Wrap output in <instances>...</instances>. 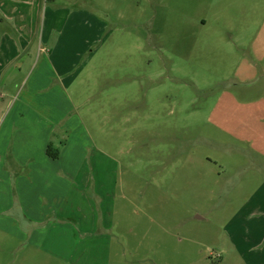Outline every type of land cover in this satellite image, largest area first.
<instances>
[{
    "label": "rangeland",
    "instance_id": "1",
    "mask_svg": "<svg viewBox=\"0 0 264 264\" xmlns=\"http://www.w3.org/2000/svg\"><path fill=\"white\" fill-rule=\"evenodd\" d=\"M38 11L32 37L43 47L37 52L42 58L38 85L43 96L54 89L56 106L67 109L65 126L52 130L54 146L69 141V154H80L84 145L102 164L112 163L114 174L103 177L112 191L104 199L121 206L126 201L131 208L116 241L127 253L124 264L128 251L140 245L128 240L130 220L147 221L154 234L161 224L175 240L168 244L171 249L194 248L186 238L190 235L205 255L196 264L220 263L212 256L217 250L211 226L181 224V217L195 216L191 207L215 194L207 158L232 155L231 163L244 165L228 178L234 196L228 213L264 184L260 155L229 154L203 139L225 137L209 113L222 91L233 87L246 44L264 21V0H39ZM7 22L0 17V30ZM46 54L55 59L58 73L51 86ZM248 92L254 99L264 95L257 87ZM200 210L210 215V209ZM1 214L0 264H12L20 255L21 226L7 231ZM221 264L237 263L226 257Z\"/></svg>",
    "mask_w": 264,
    "mask_h": 264
},
{
    "label": "crops",
    "instance_id": "2",
    "mask_svg": "<svg viewBox=\"0 0 264 264\" xmlns=\"http://www.w3.org/2000/svg\"><path fill=\"white\" fill-rule=\"evenodd\" d=\"M38 9L39 0H0V17L9 20L0 30V184L6 185L0 193L1 223L8 226L7 231L9 226L20 225L16 234L22 240L20 255L12 264H124L127 253L116 247V241L121 240L122 217L131 208L126 201L121 206L104 199L105 192L112 191L113 185H103V177L114 174L112 163L102 164L100 156L86 152L84 145L80 154H69V141L54 146L52 130L65 126L67 109L56 106L54 89L43 96L44 89L38 85L42 58L37 52L43 47L32 41ZM246 47L233 73L235 90L222 91L209 113L225 137L204 135L203 139L229 154L237 150L247 152L246 157L264 158V95L254 99L248 92L257 87L258 94L264 93L260 90L264 83V21ZM45 61L51 67L52 75L46 79L51 86L58 74L55 59L46 54ZM17 85L19 94L11 89ZM49 142L59 150L56 159L46 154ZM231 156L207 158L215 194L206 204L191 207L196 215L181 217V224L211 226L212 248L217 250L212 256L220 263L209 264H221L226 257L237 264H264V184L235 211L226 212L234 204L228 178L244 166L231 163ZM198 189L204 193L203 187ZM202 208L210 209V215ZM190 219L194 222H187ZM156 224L160 230L156 234L149 232L147 221L126 224L128 240L140 242L128 251V264H196L205 259L199 241L190 235L186 238L194 248L181 250L180 244L169 248L175 241L172 234Z\"/></svg>",
    "mask_w": 264,
    "mask_h": 264
},
{
    "label": "trees",
    "instance_id": "3",
    "mask_svg": "<svg viewBox=\"0 0 264 264\" xmlns=\"http://www.w3.org/2000/svg\"><path fill=\"white\" fill-rule=\"evenodd\" d=\"M46 154L53 158V159H56L58 157V154H59V150L56 149V148H52L50 142L48 143L47 145V148H46Z\"/></svg>",
    "mask_w": 264,
    "mask_h": 264
}]
</instances>
